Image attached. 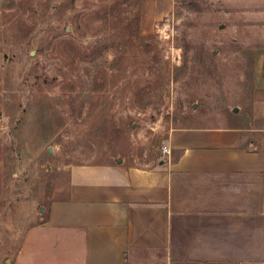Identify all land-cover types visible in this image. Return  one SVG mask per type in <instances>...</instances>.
Here are the masks:
<instances>
[{
  "label": "rangeland",
  "instance_id": "obj_1",
  "mask_svg": "<svg viewBox=\"0 0 264 264\" xmlns=\"http://www.w3.org/2000/svg\"><path fill=\"white\" fill-rule=\"evenodd\" d=\"M201 127L264 140V0H0L11 239L67 198L71 167H153L174 130Z\"/></svg>",
  "mask_w": 264,
  "mask_h": 264
},
{
  "label": "crops",
  "instance_id": "obj_2",
  "mask_svg": "<svg viewBox=\"0 0 264 264\" xmlns=\"http://www.w3.org/2000/svg\"><path fill=\"white\" fill-rule=\"evenodd\" d=\"M166 148L149 168L71 167L21 240L0 228V264H264V140L187 128Z\"/></svg>",
  "mask_w": 264,
  "mask_h": 264
},
{
  "label": "water",
  "instance_id": "obj_3",
  "mask_svg": "<svg viewBox=\"0 0 264 264\" xmlns=\"http://www.w3.org/2000/svg\"><path fill=\"white\" fill-rule=\"evenodd\" d=\"M235 112H237V109H235ZM49 152L51 153V150H49ZM118 162L120 163L121 159H118ZM41 211H43V209Z\"/></svg>",
  "mask_w": 264,
  "mask_h": 264
},
{
  "label": "built area",
  "instance_id": "obj_4",
  "mask_svg": "<svg viewBox=\"0 0 264 264\" xmlns=\"http://www.w3.org/2000/svg\"><path fill=\"white\" fill-rule=\"evenodd\" d=\"M164 152L167 153V150L165 149Z\"/></svg>",
  "mask_w": 264,
  "mask_h": 264
}]
</instances>
